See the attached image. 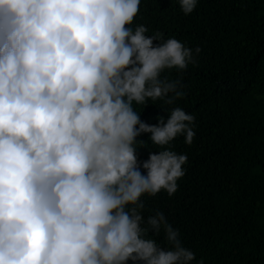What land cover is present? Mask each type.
I'll return each mask as SVG.
<instances>
[{
  "label": "clouds",
  "instance_id": "1",
  "mask_svg": "<svg viewBox=\"0 0 264 264\" xmlns=\"http://www.w3.org/2000/svg\"><path fill=\"white\" fill-rule=\"evenodd\" d=\"M177 2L187 16L198 0ZM140 3L0 0V264L195 260L142 200L177 192L188 157L165 146L191 145L195 117L175 107L148 125L133 103L184 98L181 79L162 73L195 65L202 49L133 28ZM144 133L164 150L140 163ZM161 232L168 247L150 238Z\"/></svg>",
  "mask_w": 264,
  "mask_h": 264
},
{
  "label": "trees",
  "instance_id": "2",
  "mask_svg": "<svg viewBox=\"0 0 264 264\" xmlns=\"http://www.w3.org/2000/svg\"><path fill=\"white\" fill-rule=\"evenodd\" d=\"M138 25L202 49L195 65L162 73L181 79L184 98L133 103L148 125L175 107L195 117L191 145L179 136L165 146L188 157L177 192L142 197L144 217L163 212L192 264H264V0H198L187 16L177 0H141ZM149 136L137 137L140 163L164 150ZM150 238L168 247L163 232Z\"/></svg>",
  "mask_w": 264,
  "mask_h": 264
}]
</instances>
